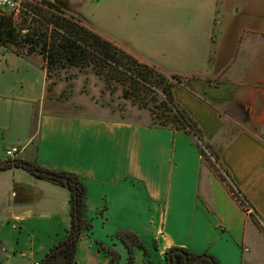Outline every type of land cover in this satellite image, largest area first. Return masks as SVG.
I'll return each mask as SVG.
<instances>
[{
	"label": "crops",
	"instance_id": "1",
	"mask_svg": "<svg viewBox=\"0 0 264 264\" xmlns=\"http://www.w3.org/2000/svg\"><path fill=\"white\" fill-rule=\"evenodd\" d=\"M59 4L119 48L190 83L171 78L174 98L253 209H243L186 129L59 111L45 97L44 61L0 45V162L18 146L12 159L74 173L85 184L92 228L79 237L74 264H108L99 242L121 253L113 264H126L120 229L147 246V253L134 249V264H165L171 246L208 252L220 264H264V0ZM70 200L65 185L22 166L1 167L0 264L41 262L70 229Z\"/></svg>",
	"mask_w": 264,
	"mask_h": 264
},
{
	"label": "trees",
	"instance_id": "2",
	"mask_svg": "<svg viewBox=\"0 0 264 264\" xmlns=\"http://www.w3.org/2000/svg\"><path fill=\"white\" fill-rule=\"evenodd\" d=\"M41 5L30 2L26 3L27 9L15 19L11 14L0 15V45L6 49L16 51L22 55H42L45 61L47 75L54 73L64 66L86 67L94 64L105 72L117 71L122 75L121 80L133 85L137 91L160 90L164 95L162 108L163 113L152 111L157 120L153 124L158 126H170L184 128L195 136L205 160L214 157L221 172L217 174L231 191L240 193L245 201L247 199L234 184L229 173L219 165L217 151L212 145L206 142L202 131L193 118L175 100L173 95L174 82L149 65L139 62L136 58L126 53L124 50L105 39L96 32L90 30L85 25L76 21L73 16L66 15L65 10L53 0H36ZM23 29H26L23 31ZM128 61V64L124 62ZM172 78L189 84L179 75H172ZM136 85V86H135ZM206 157V158H205ZM19 159V158H15ZM22 166L39 177L50 179L54 182L67 186L71 191V213L72 223L66 237L60 242L62 247L57 248L52 253H48V258L44 264H51L53 259L59 255L64 258L63 264H74L76 261L77 242L84 229H91L92 224L85 215L86 186L78 175L63 171L50 169L30 163L24 166L22 162L8 164L5 167ZM40 169L41 172H36ZM43 171L52 173L45 174ZM67 177L68 180L62 178ZM258 223L254 215L250 217ZM78 229L77 234L74 235ZM115 236L119 238L129 251L127 264H134V249L141 248L147 253V246L139 235L131 230L120 229ZM100 248L109 255L108 264H113L120 258V253L111 245L99 242ZM54 246L53 248H55ZM51 248V250H53ZM167 264H220L219 260L208 252L194 253L185 247L171 246L166 252ZM43 264V260L41 261Z\"/></svg>",
	"mask_w": 264,
	"mask_h": 264
},
{
	"label": "rangeland",
	"instance_id": "3",
	"mask_svg": "<svg viewBox=\"0 0 264 264\" xmlns=\"http://www.w3.org/2000/svg\"><path fill=\"white\" fill-rule=\"evenodd\" d=\"M60 1L61 0L58 1V4ZM66 15L68 14L66 13ZM68 16H73L76 21L94 31L82 21L80 16L73 14H69ZM149 19L152 20V18H147V20ZM104 26L105 23L103 22V27ZM114 34L121 36V33ZM99 35L104 37V34ZM115 45L117 46V44ZM121 49L136 58L139 62L149 65L148 63L141 61L128 50L123 48ZM35 54L38 55L42 61H44L42 55L38 53ZM124 62L128 64V61L125 59ZM149 67L155 69L157 72L162 73L159 69L151 65H149ZM167 77L170 79L169 83L173 82L171 80L172 75ZM121 78H123L122 75L117 71L105 72V70L103 71L101 67L94 66V64L80 68L79 66L72 65L64 66L60 69H57L54 73L47 75L45 97L48 101L52 102L51 104L56 102L57 109L59 111L83 115L107 116L147 123L156 122L157 120L155 119V115H153L154 113L152 111L158 114L163 113L164 111V109L161 107L164 100V95L161 93V91L145 90L143 92H139L137 89L132 88L133 85H129L128 82H123ZM188 85H190V83ZM53 100H55L54 103ZM206 156L208 158L205 157L207 159L205 161L208 163L210 168L219 171L218 173L221 174L214 157H209L208 155ZM240 205L242 206L241 203ZM252 247L253 253L258 252V250H256L258 249V245L254 244ZM120 259L121 253L119 260ZM63 262V256L59 255L53 259L51 264H63ZM164 262L167 264L165 256Z\"/></svg>",
	"mask_w": 264,
	"mask_h": 264
},
{
	"label": "built area",
	"instance_id": "4",
	"mask_svg": "<svg viewBox=\"0 0 264 264\" xmlns=\"http://www.w3.org/2000/svg\"><path fill=\"white\" fill-rule=\"evenodd\" d=\"M30 2L36 5H41L35 0H0V14L6 13L11 14L15 19H19L20 16L26 11L27 6L26 3ZM26 29H23L25 31ZM6 156L8 159L14 158L19 153L18 146H10L5 150ZM235 198L242 204L244 210L247 213H252L253 209L248 204L247 201L243 198V196L236 192L232 191ZM33 264H41L40 261H35Z\"/></svg>",
	"mask_w": 264,
	"mask_h": 264
},
{
	"label": "water",
	"instance_id": "5",
	"mask_svg": "<svg viewBox=\"0 0 264 264\" xmlns=\"http://www.w3.org/2000/svg\"><path fill=\"white\" fill-rule=\"evenodd\" d=\"M17 162H22V164L24 165V166H29V162L28 161H25V160H23V159H8V160H4V161H1L0 162V168L1 167H5L6 165H8V164H14V163H17ZM36 172H41V170L40 169H36L35 170ZM45 174H48V175H52V173H50V172H47V171H43ZM62 178L63 179H65V180H68V178L67 177H63L62 176ZM77 231H78V229L75 231V233H74V235H76L77 234ZM64 245V243H61V244H59V245H57L55 248H53V250H50V253H52L54 250H56L57 248H59V247H62ZM48 254L45 256V258L43 259V264L45 263V261L47 260V258H48Z\"/></svg>",
	"mask_w": 264,
	"mask_h": 264
}]
</instances>
